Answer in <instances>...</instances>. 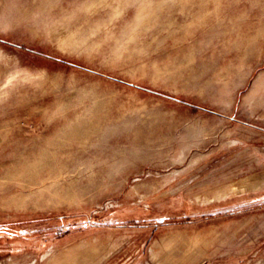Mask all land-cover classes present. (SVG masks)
<instances>
[{
  "label": "rangeland",
  "instance_id": "obj_1",
  "mask_svg": "<svg viewBox=\"0 0 264 264\" xmlns=\"http://www.w3.org/2000/svg\"><path fill=\"white\" fill-rule=\"evenodd\" d=\"M138 251L264 264V0H0V264Z\"/></svg>",
  "mask_w": 264,
  "mask_h": 264
},
{
  "label": "crops",
  "instance_id": "obj_2",
  "mask_svg": "<svg viewBox=\"0 0 264 264\" xmlns=\"http://www.w3.org/2000/svg\"><path fill=\"white\" fill-rule=\"evenodd\" d=\"M112 254L113 253H109V254H106V255H103L101 258H100V261L98 263H95V264H109L110 263V260H111V257H112ZM139 254V251L138 252H135L134 254L130 255V256H127L126 258H124L123 260H121L120 262H118L117 264H138L137 263V259H138V255ZM150 256H153V258H157V253L156 252H152L150 254ZM212 258H207L204 260V262L202 264H218L216 262H211ZM75 264V263H74ZM78 264V263H76ZM88 264H91V263H88Z\"/></svg>",
  "mask_w": 264,
  "mask_h": 264
}]
</instances>
